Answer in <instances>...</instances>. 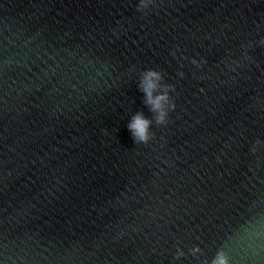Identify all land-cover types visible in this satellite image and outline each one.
<instances>
[{"label":"water","instance_id":"obj_1","mask_svg":"<svg viewBox=\"0 0 264 264\" xmlns=\"http://www.w3.org/2000/svg\"><path fill=\"white\" fill-rule=\"evenodd\" d=\"M136 4L0 0V264H264V0Z\"/></svg>","mask_w":264,"mask_h":264},{"label":"clouds","instance_id":"obj_2","mask_svg":"<svg viewBox=\"0 0 264 264\" xmlns=\"http://www.w3.org/2000/svg\"><path fill=\"white\" fill-rule=\"evenodd\" d=\"M156 0H137L136 11L144 12L154 5ZM264 43V40L261 41ZM173 55L175 53L173 52ZM193 64L197 61L192 60ZM179 76L183 77L184 73L179 72ZM163 73L159 70L148 68L142 71L138 87L144 93V103L149 107V110L154 114L152 119L144 116L142 112H136L127 124V128L131 133L134 143H148L152 138L150 126L153 120L157 126L167 123L168 113L174 110L176 105L170 91H175L174 85L165 83ZM193 253L199 252L198 247L191 249ZM183 255V252L178 250L176 256ZM202 264H229L228 257L222 250H218L211 261L205 260Z\"/></svg>","mask_w":264,"mask_h":264}]
</instances>
